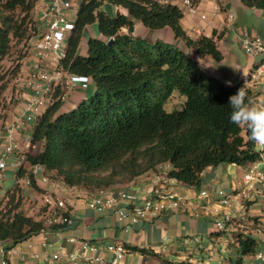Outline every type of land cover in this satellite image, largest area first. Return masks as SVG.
<instances>
[{"label":"trees","instance_id":"1","mask_svg":"<svg viewBox=\"0 0 264 264\" xmlns=\"http://www.w3.org/2000/svg\"><path fill=\"white\" fill-rule=\"evenodd\" d=\"M38 1L0 0V118L4 91L21 67L19 61L6 69L4 59L12 51H21L39 32L34 16ZM241 1L264 11V0ZM105 2L126 12L118 9L110 14L103 8ZM183 16L177 4L161 0H81L62 67L89 76L94 94L68 111H62L63 100L55 94L34 123L32 142L40 149L27 152L25 160L55 171L56 178L68 186L87 188L131 181L165 162L172 165L168 177L197 188L210 166L261 161L264 148L248 139L246 128L230 122L229 96L241 83L228 86L174 43L150 42L134 34L137 20L151 29L170 27L199 57L222 60L218 39L224 32L192 38L181 23ZM94 22L104 37H89L87 53L81 54L85 28ZM110 38L112 45L107 44ZM174 92L186 98L169 111L165 103ZM26 170L24 164L20 166L17 177ZM30 175L32 186L39 188L34 173ZM22 204L19 184L0 198V241L11 240L12 246L47 228L43 217L29 214ZM237 242L242 256L255 253L258 246L257 237L250 233L237 235Z\"/></svg>","mask_w":264,"mask_h":264},{"label":"crops","instance_id":"2","mask_svg":"<svg viewBox=\"0 0 264 264\" xmlns=\"http://www.w3.org/2000/svg\"><path fill=\"white\" fill-rule=\"evenodd\" d=\"M47 1L39 0L34 10L38 27L41 24L40 11ZM161 1L177 4L184 11L181 23L192 38L201 35L213 36L214 31L219 35L223 31V36L218 39V45L224 58L216 60L209 55L199 57L183 39L175 37L170 27L151 29L137 20L135 35L150 42L162 40L174 43L198 60L208 74L225 83L228 81H231V84L241 83L240 87L246 83V90L252 93L253 100L256 103H264V73L257 79L252 77L254 69L264 59V53L248 55L242 48L244 37L264 39L262 9L249 7L241 0H197V11L192 13L183 4V0ZM107 3L103 4V8L110 14L115 15L118 9L126 12L122 7L109 3L111 8L115 9L111 12L105 6ZM230 14L232 18L229 17ZM123 30L126 31V28ZM98 33L100 34L97 22L87 25L84 31L85 36L87 34L95 36ZM100 37L103 38L101 35ZM31 43L29 45L32 50L20 60V71L9 82L3 94L0 145L7 142L9 128L26 112L28 102L34 98L33 91L21 85L38 61L37 47ZM80 53L85 54L84 49L80 48ZM44 63L47 67L51 66L47 61ZM94 91L93 81L88 88L76 85L63 101L62 111L76 107L80 101L94 94ZM181 96L185 100L186 97ZM33 131L32 122L13 130L18 149L9 158L4 175L0 177V198L18 183L17 161L23 162L29 169L31 165L25 160L26 153H36L35 150L40 149L39 144L32 142ZM262 163L264 158L259 162L242 165L221 163L210 166L204 171L201 184L197 188L184 185L175 178H168L167 172L172 167L169 162L160 164L155 170H150L131 181L113 185L114 188L137 191L141 196V202L152 197L155 189H162L165 192L176 191L187 196L186 206L166 209L158 215H149L137 222H133L132 214L127 209L126 216L121 217L118 208L126 207L127 201L121 200L118 206L113 205L106 209L91 208L89 200L96 195L98 189L68 186L64 182L54 181L49 177L55 171H46L41 166L34 172L39 188L21 182L22 208L27 210L29 201L36 198L43 204V196L53 193L68 203L72 222L58 231L46 228L13 246L11 240L1 241L0 264H3L5 259L7 264H76L69 259L70 252L78 246L76 241L70 240L71 238L86 239L95 243L98 246V253L107 259L114 256L107 251L108 244L126 245L127 253L119 264H239L238 260L241 257L243 258L241 264H264V187L261 183H256L253 189L246 192L243 180L251 165L257 164L262 167ZM202 190L207 191L208 195L201 196L199 193ZM37 210L33 208L28 213L35 214ZM228 212H231L233 217L227 222V229L223 232L216 231L215 221ZM255 229L260 231L257 233ZM249 233L257 237L258 246L255 253L242 256L237 235ZM10 246L11 248H8ZM134 247L146 251L142 252ZM4 249L9 252L5 253ZM260 252L263 253V257L258 256ZM54 254H59V257L54 259ZM79 264L93 263L81 261Z\"/></svg>","mask_w":264,"mask_h":264},{"label":"built area","instance_id":"3","mask_svg":"<svg viewBox=\"0 0 264 264\" xmlns=\"http://www.w3.org/2000/svg\"><path fill=\"white\" fill-rule=\"evenodd\" d=\"M79 1L48 0L40 11V30L28 42V45L32 42L31 44L37 47L38 61L29 76L21 82L22 87L33 91L34 98L28 102L26 112L9 128L7 142L0 145V177L4 175L9 158L18 149L13 130L17 127H22L25 123H35L36 118L55 100L57 87H61L62 93H60L59 97L64 101L76 85L80 84L83 88H88L92 81L89 76L70 73L62 67V60L67 55V42L74 26ZM196 2L197 0H183V4L192 13L197 11ZM229 17L232 18V15L230 14ZM242 48L248 55L263 54L264 39L261 37H244ZM44 61H47L51 66L47 67ZM263 73L264 59L254 69L252 77L257 79ZM16 165L19 168L23 165V162L17 161ZM40 167L41 165H31L24 176L20 179L18 178L17 184L20 186L22 184L31 185L30 173L36 172ZM243 180L246 185L244 188L246 192L253 189L256 183H261L264 187V168L259 167L257 164L251 165L244 174ZM199 194L205 197L208 192L202 190ZM140 198L141 196L137 191L114 188L112 186L101 187L98 188L96 195L89 200L88 204L91 208L106 209L113 205L118 206L121 200H125L127 201L126 207L118 208V210L121 217H124L127 214V209L132 214L133 222H137L139 219L149 215H158L166 209L182 208L187 204L186 195L179 194L176 191L165 192L162 189H155L154 195L143 199L142 202ZM43 205L46 206L45 214L48 217L44 222L47 228L51 229L53 225L66 226L72 222L68 203L58 195L53 193L45 194L43 196ZM232 217L233 214L228 212L216 220L215 230H226L227 222ZM255 231L258 233L260 229H255ZM70 240L78 243L77 248L69 254L70 261L76 264L81 263V261L93 264H119L127 253V248L124 244L110 243L107 245V251L114 256L112 259H107L98 253V246L95 243L86 239L76 240L71 238ZM4 252L8 253L9 250L4 249ZM258 256L263 257V253H258ZM58 257L59 254L53 255L54 259ZM3 264H7V259L3 261Z\"/></svg>","mask_w":264,"mask_h":264},{"label":"clouds","instance_id":"4","mask_svg":"<svg viewBox=\"0 0 264 264\" xmlns=\"http://www.w3.org/2000/svg\"><path fill=\"white\" fill-rule=\"evenodd\" d=\"M231 86V81L226 82ZM230 122L248 130V139L264 148V103H256L246 91V83L229 96Z\"/></svg>","mask_w":264,"mask_h":264},{"label":"rangeland","instance_id":"5","mask_svg":"<svg viewBox=\"0 0 264 264\" xmlns=\"http://www.w3.org/2000/svg\"><path fill=\"white\" fill-rule=\"evenodd\" d=\"M109 5L110 4L107 3L105 6L108 7L111 10V12L115 11V9L114 8L112 9L111 8L112 6L111 5L109 6ZM91 25H93V23ZM100 35L102 37H104L101 33L100 34L98 33L95 36L88 35V34L86 36L85 35L83 36L80 48L84 49V53L85 54L87 53L86 45H87V40L89 39V37L91 36V37L101 38ZM31 50H32L31 47L27 44V46L23 47L21 51H17V50H16V52L12 51V53L4 59V65H5L6 69L8 67L15 66L22 58H24V56L28 55ZM58 89H60V90H58ZM56 91H55V94L62 93V89L59 88V87H57ZM183 98L184 97H182L178 92H175V94L172 95L170 97V99L166 102V104H165L166 109L170 111V110H173L174 108H179L182 105L183 101H184ZM38 151H39V148L37 150H35L36 153ZM263 167H264V163H262V167L261 168H263ZM49 178H52L54 181L61 182L59 179L56 178L55 173L51 174V176ZM125 182L126 181H118L114 185H121V184H123ZM109 187H111V186H109ZM89 188H92V187H89ZM96 189H98V188H96ZM37 205H40V206L38 207ZM33 208L38 209L37 210L38 212L35 213L34 215L39 217L40 219L43 217L44 222H45L47 220V218H48L47 215H45V208L46 207L43 206V204H42L40 199H37V198L36 199H31L29 201L28 206H27V210L25 208H24V210L29 212V211H32Z\"/></svg>","mask_w":264,"mask_h":264},{"label":"water","instance_id":"6","mask_svg":"<svg viewBox=\"0 0 264 264\" xmlns=\"http://www.w3.org/2000/svg\"><path fill=\"white\" fill-rule=\"evenodd\" d=\"M113 41H114V39H113V38H110V39L107 41V44L112 45V44H113Z\"/></svg>","mask_w":264,"mask_h":264}]
</instances>
